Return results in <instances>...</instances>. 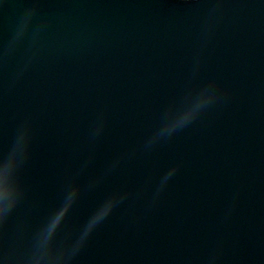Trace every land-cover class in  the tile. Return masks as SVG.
<instances>
[{"label":"water","instance_id":"1","mask_svg":"<svg viewBox=\"0 0 264 264\" xmlns=\"http://www.w3.org/2000/svg\"><path fill=\"white\" fill-rule=\"evenodd\" d=\"M0 160V264H264V0H2Z\"/></svg>","mask_w":264,"mask_h":264},{"label":"clouds","instance_id":"2","mask_svg":"<svg viewBox=\"0 0 264 264\" xmlns=\"http://www.w3.org/2000/svg\"><path fill=\"white\" fill-rule=\"evenodd\" d=\"M206 95L207 90L201 94L186 110L178 113L174 118L168 120L164 127L159 130L155 137H153V140L160 136L171 135L178 128L191 121L198 114L199 110L208 104L214 97L212 96L206 99ZM72 203V195L69 194L66 202V204H69V209L71 208ZM10 207L11 204L8 205L7 210H9ZM106 215L107 213L103 216H99L97 212L96 216L89 224L88 229L85 231L84 235L81 236L80 240L77 241L76 245L71 249H65L62 251H53V241L64 217L56 223H54L55 218L52 217L39 234L37 240V254L33 257L34 264H67V261L71 259V257L78 250L80 244L83 242L84 238L87 236L88 231H90L91 228Z\"/></svg>","mask_w":264,"mask_h":264},{"label":"snow or ice","instance_id":"3","mask_svg":"<svg viewBox=\"0 0 264 264\" xmlns=\"http://www.w3.org/2000/svg\"><path fill=\"white\" fill-rule=\"evenodd\" d=\"M0 3H2V0H0ZM10 181L11 175L5 164V160H0V219L5 218L8 212L7 202L9 200L8 188ZM65 211H61L60 209L56 211L53 216L55 218L54 223L59 222L60 219L64 217Z\"/></svg>","mask_w":264,"mask_h":264}]
</instances>
